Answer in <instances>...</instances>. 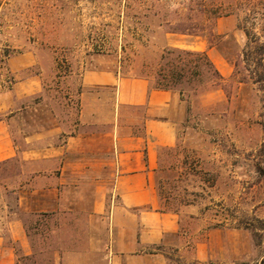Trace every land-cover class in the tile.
I'll return each instance as SVG.
<instances>
[{
  "label": "rangeland",
  "instance_id": "374dc122",
  "mask_svg": "<svg viewBox=\"0 0 264 264\" xmlns=\"http://www.w3.org/2000/svg\"><path fill=\"white\" fill-rule=\"evenodd\" d=\"M251 2L264 14V0H0V88L27 77L39 84L20 101L27 112L13 125L17 137L60 122L72 131L85 69L141 76L153 86L167 69L166 48L206 51L213 61L223 79L196 97L185 93L177 141L160 151L161 208L179 214L183 243L191 246L165 250L171 264H264V104L257 85L236 81L232 63L246 41L238 24ZM188 6L215 11L213 39L208 28L171 31ZM193 18L202 24L206 13ZM105 94L111 98L112 90ZM18 169L17 160L0 168V183ZM7 195L14 209L15 196ZM81 218L24 215L33 254L17 256L16 264H62V252L74 256L67 264H83L75 256L89 248L93 230ZM193 242L205 246L203 258L194 257Z\"/></svg>",
  "mask_w": 264,
  "mask_h": 264
},
{
  "label": "crops",
  "instance_id": "0c3cea01",
  "mask_svg": "<svg viewBox=\"0 0 264 264\" xmlns=\"http://www.w3.org/2000/svg\"><path fill=\"white\" fill-rule=\"evenodd\" d=\"M38 90L34 77L0 88V168L19 162L18 171L0 183V264L33 253L23 216L43 213L81 214L80 221H89V248L75 256L83 264H171L165 250H188L179 214L161 208L156 188L160 151L175 145L186 114L179 93L157 89L141 76L88 68L81 74L72 131L60 122L17 137L13 125L27 112L20 101ZM204 247L193 242L194 257L203 258ZM73 258L59 256L62 264Z\"/></svg>",
  "mask_w": 264,
  "mask_h": 264
},
{
  "label": "trees",
  "instance_id": "16d2710c",
  "mask_svg": "<svg viewBox=\"0 0 264 264\" xmlns=\"http://www.w3.org/2000/svg\"><path fill=\"white\" fill-rule=\"evenodd\" d=\"M258 7L257 4L252 2L243 5L244 15L238 27L243 30L246 41L243 50L232 63L234 67L233 76L237 77L236 81L251 82L257 85L264 104V14L259 12V10L257 11ZM197 13H206V18L202 24L193 18ZM217 17L218 15L215 14L212 8H203L202 10L188 6L186 18L178 19L177 25L170 29L172 32L196 34L198 31H205L208 28L204 33L210 39H213L215 37L213 27ZM257 27L259 32L256 30ZM168 56L171 57L167 61V69L160 76L162 82L153 85L157 89L173 90V84H178L176 91L181 96V99L185 93L196 97L206 93L210 87L218 85L223 79L206 51L166 48L161 58ZM157 184L156 172V188ZM157 192L159 199H162L159 187ZM47 216L49 215L45 213L37 215L40 219ZM36 221L38 222L39 219ZM32 254L24 257L30 258Z\"/></svg>",
  "mask_w": 264,
  "mask_h": 264
}]
</instances>
